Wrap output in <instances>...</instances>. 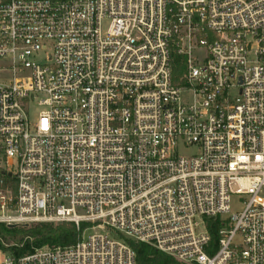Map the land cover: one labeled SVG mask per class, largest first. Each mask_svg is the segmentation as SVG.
Listing matches in <instances>:
<instances>
[{
	"label": "built area",
	"instance_id": "built-area-1",
	"mask_svg": "<svg viewBox=\"0 0 264 264\" xmlns=\"http://www.w3.org/2000/svg\"><path fill=\"white\" fill-rule=\"evenodd\" d=\"M0 59V224L91 225L0 264H264V0H0Z\"/></svg>",
	"mask_w": 264,
	"mask_h": 264
},
{
	"label": "trees",
	"instance_id": "trees-1",
	"mask_svg": "<svg viewBox=\"0 0 264 264\" xmlns=\"http://www.w3.org/2000/svg\"><path fill=\"white\" fill-rule=\"evenodd\" d=\"M173 68L176 80L182 76L184 64L181 57L173 55ZM87 224H81L80 230L74 223L36 224L29 227L9 228L0 224V250L10 252L15 257H21L34 251V249L49 247H69L77 243L81 231L87 228ZM214 242L217 241L218 231L221 228L219 220L207 222ZM11 237L15 240L13 246H7L4 238ZM137 255V264H181L175 258L157 250L151 245L126 241Z\"/></svg>",
	"mask_w": 264,
	"mask_h": 264
},
{
	"label": "rangeland",
	"instance_id": "rangeland-1",
	"mask_svg": "<svg viewBox=\"0 0 264 264\" xmlns=\"http://www.w3.org/2000/svg\"><path fill=\"white\" fill-rule=\"evenodd\" d=\"M50 52H51V46H50V44H48L47 50H45V51H43L41 53L42 59H44L45 56L49 55ZM0 65L4 66V67H8L7 69L4 68V69L0 70V85L1 86L9 84L10 81L14 80V77L15 78H19V76H20L19 74H17V75L13 74V63H12V60H10V59H5V60L0 59ZM38 114H39V109L37 107H34L31 110V114H30L31 119H33V120L36 119L38 117ZM196 152H197L196 148H191L188 151H183V155L190 156V155L195 154ZM244 199H245V197L233 196L232 197V201H231V212H230V214L224 215L223 218L230 219L235 214H238V213L242 212L244 210V208H245V206L243 205ZM85 224H87V223H85ZM54 225L56 226L58 224H54ZM87 226H91V225L87 224ZM93 233H101V231L100 230H96ZM3 240L7 244V246L16 245L15 244L16 241L13 240L11 237L4 238Z\"/></svg>",
	"mask_w": 264,
	"mask_h": 264
},
{
	"label": "water",
	"instance_id": "water-1",
	"mask_svg": "<svg viewBox=\"0 0 264 264\" xmlns=\"http://www.w3.org/2000/svg\"><path fill=\"white\" fill-rule=\"evenodd\" d=\"M9 228H17L16 225H10Z\"/></svg>",
	"mask_w": 264,
	"mask_h": 264
}]
</instances>
